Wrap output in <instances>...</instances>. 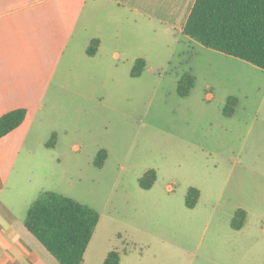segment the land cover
Returning a JSON list of instances; mask_svg holds the SVG:
<instances>
[{"label": "rangeland", "instance_id": "obj_1", "mask_svg": "<svg viewBox=\"0 0 264 264\" xmlns=\"http://www.w3.org/2000/svg\"><path fill=\"white\" fill-rule=\"evenodd\" d=\"M112 10L90 0L79 27L94 20L90 33L101 28L107 48L119 45V80L86 71L80 47L29 135L39 137L29 144L34 150L57 137L56 173L45 188L100 214L85 264H103L112 250L120 264H264V69L180 30L144 17L131 22ZM139 56L146 66L132 76ZM187 73L194 85L181 96L178 83ZM231 96L237 108L227 116ZM103 149L107 157L97 167ZM151 169L156 180L144 189L140 179ZM191 186L201 191L194 208L185 204ZM238 208L247 221L235 230Z\"/></svg>", "mask_w": 264, "mask_h": 264}, {"label": "crops", "instance_id": "obj_2", "mask_svg": "<svg viewBox=\"0 0 264 264\" xmlns=\"http://www.w3.org/2000/svg\"><path fill=\"white\" fill-rule=\"evenodd\" d=\"M89 1L0 0V116L15 108L27 109L24 122L0 138V264H60L28 230L26 214L18 209H25L27 213L42 192L52 190L45 188V184L52 183L56 173L58 155L54 149L57 142L47 146L50 138L47 143H37L44 145L43 149L34 150L29 144L40 140L36 135H29L59 72L66 71L72 56H81L82 47L86 57L79 60L83 61L86 71L94 73L100 69L108 79L110 76L114 81L120 78L119 45L107 48L101 28L90 33L95 28L94 20L79 27ZM95 1L112 5L115 16H123L131 22L139 23L144 17L183 32L196 0ZM117 21L113 25L120 39L121 25ZM102 23L98 22L96 27ZM77 36L80 38L76 39ZM96 38L101 40L99 52L88 56L86 48ZM96 62L102 68L94 70ZM18 159L23 163L12 179ZM85 256L82 264H85Z\"/></svg>", "mask_w": 264, "mask_h": 264}, {"label": "trees", "instance_id": "obj_3", "mask_svg": "<svg viewBox=\"0 0 264 264\" xmlns=\"http://www.w3.org/2000/svg\"><path fill=\"white\" fill-rule=\"evenodd\" d=\"M183 32L203 45L224 54L246 60L264 69V0H196ZM101 40L93 39L86 48L88 56L99 52ZM146 66L140 57L131 75L139 76ZM194 85V76L187 73L178 83V93L187 96ZM236 98L231 96L224 109L232 116ZM27 116V109L19 107L0 116V138L19 127ZM54 133L47 146L56 143ZM107 157L103 149L94 159L102 167ZM156 180V171L148 170L140 179L144 189H150ZM1 186V183H0ZM201 197L199 188L187 190L185 204L194 208ZM99 212L88 204L53 190L42 192L30 205L25 226L34 234L60 264H82L87 247L96 231ZM247 212L238 208L231 227L240 230L246 224ZM119 251H110L103 264H120Z\"/></svg>", "mask_w": 264, "mask_h": 264}]
</instances>
